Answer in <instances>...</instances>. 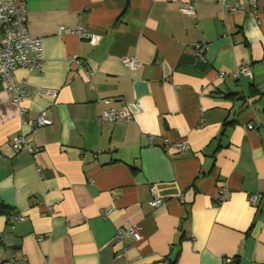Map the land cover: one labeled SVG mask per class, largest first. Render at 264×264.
<instances>
[{
    "label": "crops",
    "instance_id": "crops-1",
    "mask_svg": "<svg viewBox=\"0 0 264 264\" xmlns=\"http://www.w3.org/2000/svg\"><path fill=\"white\" fill-rule=\"evenodd\" d=\"M3 1L24 5L42 66L14 72L19 103L0 85V264H264V0ZM79 26L98 44L60 32ZM105 101L130 120L98 122ZM128 226L139 242L117 241Z\"/></svg>",
    "mask_w": 264,
    "mask_h": 264
},
{
    "label": "built area",
    "instance_id": "built-area-1",
    "mask_svg": "<svg viewBox=\"0 0 264 264\" xmlns=\"http://www.w3.org/2000/svg\"><path fill=\"white\" fill-rule=\"evenodd\" d=\"M223 7H227L225 0H216ZM179 12L182 15L192 16L195 14V3L194 1H188L186 6L179 8ZM60 32L70 33L76 35L79 39L86 40L92 46H95L99 42V35L91 33L87 28L83 26L77 27L73 31L66 29H61ZM202 46H194V54L199 60H203V57L199 53L202 50ZM123 63L134 70L138 67V62L134 58H125ZM42 66V44L41 40L30 36L26 26V11L22 3H16L11 1L0 2V85H4L7 90L13 94V102L19 103L25 97L29 95V89L23 83H14L13 75L17 69H25L29 73H38ZM238 74H243L250 77V72L248 67H241L236 71L235 76ZM91 79V75L88 76V80ZM47 95L49 98H54L55 93L50 90L37 91L36 94ZM109 101H105L107 105L101 117L98 118L100 123H112L118 124L121 122H127L130 120V114L126 107H121L120 109H114L112 107L108 108ZM21 113H25L22 108ZM51 120L46 116L45 111L39 113L38 117L31 123V129L36 130L37 128L50 126ZM166 146L169 143L165 142ZM173 146L178 152H185L189 149L188 144L185 141H179L173 143ZM12 150L15 153L26 151L33 153L34 149L30 147L27 139L19 134L15 137L12 142ZM151 195L153 197L152 201L149 202L151 207H157L161 205V201L156 197L155 191L152 188ZM229 194V188L226 183H221L217 189V200L219 202L223 201L225 197ZM259 194H252L249 197V203L255 205ZM112 208H108L101 212L102 217H108ZM15 217L11 219L13 223ZM116 239L120 242H125L127 240H132L139 242L142 237L140 232L135 226H128L125 228L117 229ZM13 256L9 259L6 264H13ZM232 259L224 260V263L229 264Z\"/></svg>",
    "mask_w": 264,
    "mask_h": 264
},
{
    "label": "trees",
    "instance_id": "trees-1",
    "mask_svg": "<svg viewBox=\"0 0 264 264\" xmlns=\"http://www.w3.org/2000/svg\"><path fill=\"white\" fill-rule=\"evenodd\" d=\"M7 210L8 209H6V207L4 206V205H2V204H0V213L2 214H4V213H6L7 212ZM171 264H174V262H172ZM224 264H226V263H224ZM229 264H238V260L235 258V259H232V262L231 263H229Z\"/></svg>",
    "mask_w": 264,
    "mask_h": 264
},
{
    "label": "bare ground",
    "instance_id": "bare-ground-1",
    "mask_svg": "<svg viewBox=\"0 0 264 264\" xmlns=\"http://www.w3.org/2000/svg\"><path fill=\"white\" fill-rule=\"evenodd\" d=\"M257 194V193H256Z\"/></svg>",
    "mask_w": 264,
    "mask_h": 264
}]
</instances>
